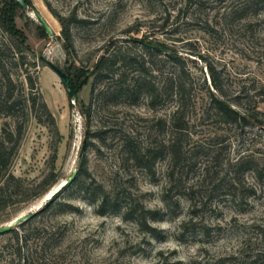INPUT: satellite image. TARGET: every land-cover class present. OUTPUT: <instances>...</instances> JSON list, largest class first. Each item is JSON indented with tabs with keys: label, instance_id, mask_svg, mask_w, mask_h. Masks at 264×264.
I'll return each instance as SVG.
<instances>
[{
	"label": "rangeland",
	"instance_id": "rangeland-1",
	"mask_svg": "<svg viewBox=\"0 0 264 264\" xmlns=\"http://www.w3.org/2000/svg\"><path fill=\"white\" fill-rule=\"evenodd\" d=\"M232 1L241 0H29L52 28V39L31 13L0 0V14L32 50L31 73L58 131L27 124L12 172L48 188L0 210V225L42 205L76 170L77 184L63 194L70 207L40 219L64 230L51 248L53 264H248L263 250L256 240L257 226L264 224V13L248 10L223 20ZM145 34L176 52L192 82L190 104H197L188 109L177 160L169 147L175 131L165 123L172 103L150 107L145 88L137 99L128 97L135 73L128 49L142 51L128 39ZM115 52L126 57L117 71L122 80L116 73L94 83L92 66ZM144 58L156 85L173 71L169 64L158 71L160 55ZM45 60L78 86L73 98ZM210 69L228 99L247 102L256 119L242 126L201 120L198 104L207 100L206 86L212 89ZM242 157L247 165H233ZM102 190L115 201L99 215L91 200ZM8 236H0V250Z\"/></svg>",
	"mask_w": 264,
	"mask_h": 264
},
{
	"label": "trees",
	"instance_id": "trees-1",
	"mask_svg": "<svg viewBox=\"0 0 264 264\" xmlns=\"http://www.w3.org/2000/svg\"><path fill=\"white\" fill-rule=\"evenodd\" d=\"M11 1L19 6L15 0ZM24 1L29 7L28 11L34 8L29 0ZM224 10L221 16L223 20L233 14L248 10L254 13L261 11L264 13V0L232 1ZM58 19L62 24L61 33L65 42L70 46V33L65 31L61 18L58 17ZM164 21L161 24L163 29L167 25L166 19ZM147 38L148 34L144 35L143 40L128 39L131 46L139 43L142 49L140 53L128 49V67L135 72L128 82V97L131 96L133 100L137 99L145 88L150 107L154 108L167 102L172 103L169 120L165 123L168 122V126L175 131L176 137L169 143V147L172 151L171 159L177 160L179 159L177 153L180 151L181 135L188 132V109H195L197 102L194 100L190 104L192 82L188 74L179 66L180 57L176 52H171L165 43H153ZM31 54L32 50L27 45L24 35L13 25L12 20L0 14V210L13 204L28 203L45 193L48 188L45 186V181L38 183L28 181L15 176L12 172V165L19 153L27 124L31 120L58 133L55 118L43 100L31 73V67L35 66L34 62L29 60ZM146 55L149 61L152 56L160 55L158 61L161 64L158 71L161 73L167 64L172 66L173 71L166 72L159 85H156L148 75L152 66H145L144 57ZM125 62L126 57L119 56V52L104 54L92 66L90 76L96 83L113 79L117 73V80L120 81L123 72L117 71L120 65H125ZM209 78L212 89L206 86L207 100L198 104L201 120L211 118L215 123H233L242 126L248 123L247 118L256 119V116L250 114L246 108L247 102L228 99L220 88L219 78L211 69ZM70 82L72 83L71 80ZM74 88L77 89L78 86ZM245 99L248 101L247 98ZM237 105L242 107L243 111L235 108ZM255 121L261 124L260 121ZM247 162V158L242 157L233 165L244 167ZM79 165L80 167L84 165L82 158L79 159ZM78 178L76 176L70 184L64 185L53 194L41 205L33 217L6 233L9 236L0 250V255L2 254L0 264H53L50 259L53 253L51 248L62 240L64 230L61 226L41 224L40 219L51 212H61L64 208L70 207V204L64 200L63 194L68 188L77 184ZM114 201L113 195L102 190L97 198L91 200V203H96V213L103 215ZM150 217L155 219L154 216ZM257 229V240L259 241L256 240V242L264 243V224L258 225ZM249 258L248 264H264V249H259Z\"/></svg>",
	"mask_w": 264,
	"mask_h": 264
},
{
	"label": "water",
	"instance_id": "water-1",
	"mask_svg": "<svg viewBox=\"0 0 264 264\" xmlns=\"http://www.w3.org/2000/svg\"><path fill=\"white\" fill-rule=\"evenodd\" d=\"M15 2L25 11H28V5L24 0H15ZM29 12H32L34 19L39 23V25L44 29V31L48 34L50 38H54V32L46 19L42 16V14L36 8H32ZM47 65L59 76L60 80L64 84L67 94L69 98H73L76 95V88L73 87L70 82L69 77L66 73H64L58 66H56L53 62L49 60H45ZM83 151V148H82ZM76 176V170H74L70 176L65 179L63 182L61 181L58 185L54 187L52 191L48 192V195L45 199H49L53 194L59 191L64 185L70 184ZM41 207V203H36L28 208L27 211L16 215L12 220L7 221L0 225V236L8 233L12 228L16 225H19L31 217L35 215L37 210Z\"/></svg>",
	"mask_w": 264,
	"mask_h": 264
},
{
	"label": "bare ground",
	"instance_id": "bare-ground-1",
	"mask_svg": "<svg viewBox=\"0 0 264 264\" xmlns=\"http://www.w3.org/2000/svg\"><path fill=\"white\" fill-rule=\"evenodd\" d=\"M30 13L32 14V12H29V11H28V14H30ZM32 16H33V14H32ZM33 18H34V16H33ZM63 181H64V180H63ZM63 181H62V182H63ZM58 184H59V183H58ZM58 184H57V185H58ZM53 189H54V188H53ZM53 189H52V190H53ZM47 195H48V194H47ZM47 195H46V197H47ZM11 220H12V219H11Z\"/></svg>",
	"mask_w": 264,
	"mask_h": 264
}]
</instances>
